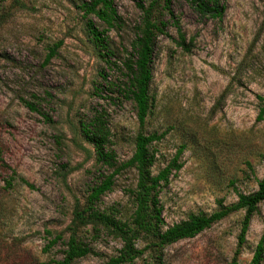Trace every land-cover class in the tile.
Instances as JSON below:
<instances>
[{
  "label": "rangeland",
  "instance_id": "374dc122",
  "mask_svg": "<svg viewBox=\"0 0 264 264\" xmlns=\"http://www.w3.org/2000/svg\"><path fill=\"white\" fill-rule=\"evenodd\" d=\"M89 1L0 0V252L20 256L1 264L62 258L74 203L84 206L107 174L80 132L81 122L96 114L110 131L109 147L119 162L131 157L138 132L162 136L151 145L153 175L183 147L181 168L158 191L163 230L189 215H209L220 204L234 203L238 193L255 191L264 175V117L257 119L258 98H264V0H221L220 21L200 19L184 0H171L186 43L192 44L189 52L176 45V30L158 0L153 16L166 28L155 38L152 107L141 128L133 103L121 91L120 64L142 13L132 0H112L119 20L104 33L113 52L107 64L86 27L91 18L98 30L105 29L84 16L82 4ZM55 46V55L45 62ZM134 184L135 172L123 171L97 207L115 208L129 218L128 189ZM242 218L243 212L232 213L165 247L161 264H229ZM263 230L264 202L252 217L237 264L249 263ZM47 232L62 234L48 250L53 236ZM77 235L92 253L73 264H102L121 247L91 225ZM149 242L143 238L136 246ZM150 252L131 264H156Z\"/></svg>",
  "mask_w": 264,
  "mask_h": 264
},
{
  "label": "trees",
  "instance_id": "16d2710c",
  "mask_svg": "<svg viewBox=\"0 0 264 264\" xmlns=\"http://www.w3.org/2000/svg\"><path fill=\"white\" fill-rule=\"evenodd\" d=\"M142 13L141 21L137 27L134 39L131 43L130 52L121 62L120 69L125 81L122 82V93L134 105L137 122L141 128L151 113L152 99L150 96V82L152 79V57L154 42L157 34L163 33L166 23L155 19L153 12L158 0H150L145 6L141 0H132ZM187 6L204 20L220 21L225 13V6L221 0H184ZM85 17L93 16L105 26V29L98 30L91 18L86 20V27L94 45L103 50L102 57L108 64L113 56L109 50L107 38L104 36L106 29L113 28L119 20L112 0H90L82 4ZM162 10L166 11L172 26L176 30V45L185 52L190 51L192 45L186 43L185 34L179 28L178 22L171 8V0H162ZM56 46L51 48L45 60L48 62L55 55ZM262 107L259 111L258 120L264 117V98L259 97ZM30 107V106H29ZM31 108V107H30ZM32 109V108H31ZM80 132L84 140L93 148L95 163L107 174L100 176L96 186L91 189L84 206L76 201L71 212V219L65 231L68 237L64 243L65 249L60 260H50L40 264H73L75 261L91 254L90 247L78 237V231L91 225L94 230H104L112 235L121 244L115 256L110 257L102 264H131L138 259L146 249L154 252L153 260L161 264L160 251L165 247L178 241L191 239L202 231L210 228L228 215L236 212H243L239 234L237 236V249L229 264H237V255L240 248L246 242V234L253 215L259 204L264 202V175L257 181L255 191L247 194L238 193L237 199L230 205H221L219 209L209 215H189L187 219L172 224L162 229V208L158 200V191L162 184H166L170 175L181 168L178 164V157L183 149L178 150L171 162L160 170L156 175L152 174V167L155 162V154L151 145L161 139V135L144 134L138 132L133 139V153L125 162H119L116 153L109 146L110 131L100 114L94 115L89 121L81 122ZM3 162L0 158V168ZM132 169L135 172V184L128 189L132 203V213L125 218L115 208L100 210L97 204L100 198L110 192L115 184L116 177L123 171ZM24 182V181H22ZM25 183V182H24ZM26 184V183H25ZM6 188L11 186L10 180L5 181ZM28 187H32L27 184ZM49 240L46 250L62 239V234H53ZM147 238L150 240L144 248L136 246L137 241ZM158 251V252H157ZM5 253V254H4ZM0 252V264L9 260L18 259L16 252ZM19 256V257H17ZM264 259V230L257 242L251 260L248 264H262Z\"/></svg>",
  "mask_w": 264,
  "mask_h": 264
}]
</instances>
